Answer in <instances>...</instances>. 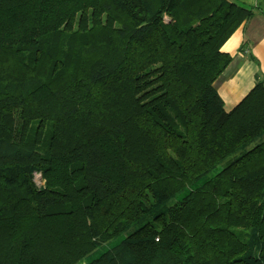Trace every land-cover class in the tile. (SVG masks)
Instances as JSON below:
<instances>
[{
  "label": "trees",
  "instance_id": "obj_1",
  "mask_svg": "<svg viewBox=\"0 0 264 264\" xmlns=\"http://www.w3.org/2000/svg\"><path fill=\"white\" fill-rule=\"evenodd\" d=\"M252 15L0 0V264H264V84L213 86Z\"/></svg>",
  "mask_w": 264,
  "mask_h": 264
},
{
  "label": "crops",
  "instance_id": "obj_2",
  "mask_svg": "<svg viewBox=\"0 0 264 264\" xmlns=\"http://www.w3.org/2000/svg\"><path fill=\"white\" fill-rule=\"evenodd\" d=\"M250 7L253 15L242 22L224 42L221 50L230 54L231 61L216 78L213 86L223 101L226 111L231 110L252 88L255 82L264 84V0H228ZM166 27L176 29L180 20Z\"/></svg>",
  "mask_w": 264,
  "mask_h": 264
},
{
  "label": "rangeland",
  "instance_id": "obj_3",
  "mask_svg": "<svg viewBox=\"0 0 264 264\" xmlns=\"http://www.w3.org/2000/svg\"><path fill=\"white\" fill-rule=\"evenodd\" d=\"M166 19H167V18H166ZM162 26H163V27H166V26H164L163 23H162ZM250 147H251V145H250L248 148H250ZM245 150H246V149H245ZM245 150H242V151L238 152L237 154H235V155H233V156H230V157L226 158L221 164L218 165L217 170L220 169V168H222V167H224L225 165L231 163L234 159H236L239 155H241ZM34 181H35V183H36L37 185H40V184H41L40 177H39L38 174H36V175L34 176Z\"/></svg>",
  "mask_w": 264,
  "mask_h": 264
},
{
  "label": "bare ground",
  "instance_id": "obj_4",
  "mask_svg": "<svg viewBox=\"0 0 264 264\" xmlns=\"http://www.w3.org/2000/svg\"><path fill=\"white\" fill-rule=\"evenodd\" d=\"M170 23H172V22H170V21H168V20H165L163 24H164V26H167V25H169Z\"/></svg>",
  "mask_w": 264,
  "mask_h": 264
},
{
  "label": "built area",
  "instance_id": "obj_5",
  "mask_svg": "<svg viewBox=\"0 0 264 264\" xmlns=\"http://www.w3.org/2000/svg\"><path fill=\"white\" fill-rule=\"evenodd\" d=\"M165 20H167V19H165ZM165 20H164V21H165Z\"/></svg>",
  "mask_w": 264,
  "mask_h": 264
}]
</instances>
